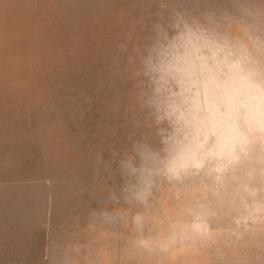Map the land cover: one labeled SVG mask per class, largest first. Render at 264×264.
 <instances>
[{"label": "rangeland", "instance_id": "rangeland-1", "mask_svg": "<svg viewBox=\"0 0 264 264\" xmlns=\"http://www.w3.org/2000/svg\"><path fill=\"white\" fill-rule=\"evenodd\" d=\"M142 3L0 0V264H264V154L222 150L141 199L93 173L129 131L116 45Z\"/></svg>", "mask_w": 264, "mask_h": 264}, {"label": "clouds", "instance_id": "clouds-1", "mask_svg": "<svg viewBox=\"0 0 264 264\" xmlns=\"http://www.w3.org/2000/svg\"><path fill=\"white\" fill-rule=\"evenodd\" d=\"M116 51L133 113L108 158L91 154L108 199H141L222 150L264 154V0H143Z\"/></svg>", "mask_w": 264, "mask_h": 264}]
</instances>
